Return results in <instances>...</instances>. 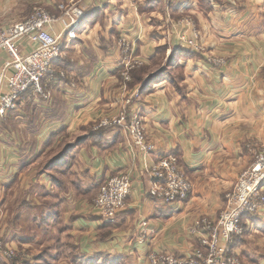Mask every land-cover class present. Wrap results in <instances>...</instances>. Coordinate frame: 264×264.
I'll list each match as a JSON object with an SVG mask.
<instances>
[{
  "label": "crops",
  "instance_id": "0c3cea01",
  "mask_svg": "<svg viewBox=\"0 0 264 264\" xmlns=\"http://www.w3.org/2000/svg\"><path fill=\"white\" fill-rule=\"evenodd\" d=\"M146 1L0 0L3 26L43 9L57 19L53 30L60 34L67 5L84 14L64 34L54 65L66 77L43 83L49 99L29 94L0 118V232L9 247L27 255L16 261L0 256V264H149L152 253L188 257L198 246L189 229L204 217L218 220L253 163L255 145L264 144V0H164L163 44L157 25L149 23L156 16L141 9ZM172 8L192 14L172 16ZM187 17L196 23L200 54L180 42L192 39L191 26L181 23ZM121 36L144 61L130 81L123 77ZM23 48L30 52L33 45L25 41ZM158 50L166 54L162 64L155 63ZM212 56L226 66H212ZM7 59L0 54V71ZM136 92L139 98L128 105ZM122 112L142 119L151 154L131 148L121 129L97 128ZM169 156L178 158L193 190L186 201L164 205L150 196L149 171ZM124 174L133 183L126 208L116 224L103 223L94 209L99 189ZM245 222L251 231V218ZM245 235L232 248L240 258H259Z\"/></svg>",
  "mask_w": 264,
  "mask_h": 264
},
{
  "label": "built area",
  "instance_id": "2783aa9c",
  "mask_svg": "<svg viewBox=\"0 0 264 264\" xmlns=\"http://www.w3.org/2000/svg\"><path fill=\"white\" fill-rule=\"evenodd\" d=\"M83 16L79 10L66 12L64 30L60 34L53 30L57 19L43 9H37L25 21L10 26L0 25V54L5 53L8 58L0 71V118L16 111L20 101L29 94L49 99L43 83L48 78H65L63 73L55 72L54 65L62 56L64 34L75 27ZM181 23L191 26L192 39L181 37L180 42L189 45L194 53L203 52L204 48L198 44L199 32L193 19L187 17ZM25 41L33 45L30 52L24 51ZM118 48L123 57V77L130 81V72L143 67L144 61L135 56L134 45L128 37L119 38ZM208 61L216 68L227 64L224 58L216 56L209 57ZM139 96L140 93L136 92L127 104L130 105ZM97 128L121 129L130 147L144 155L154 150L147 142L144 125L138 115L122 112L101 120ZM255 147L253 163L242 172L234 190L227 196L226 209L218 220L204 217L189 229L190 236L198 243L191 255L180 257L171 253H152L147 258L149 264H245L232 245L237 237L249 231L245 221L264 212V144ZM149 175L152 182L150 196L164 205L186 201L193 190L191 180L175 156L161 159L150 169ZM132 188L129 174L113 177L100 187L94 209L103 223H117ZM0 256L8 261L23 258L18 249L9 247L2 234Z\"/></svg>",
  "mask_w": 264,
  "mask_h": 264
},
{
  "label": "rangeland",
  "instance_id": "374dc122",
  "mask_svg": "<svg viewBox=\"0 0 264 264\" xmlns=\"http://www.w3.org/2000/svg\"><path fill=\"white\" fill-rule=\"evenodd\" d=\"M142 3H144V6H145V3H147V1L146 2H142ZM68 6L69 5H67L66 9L64 10L65 12L75 11L73 7H68ZM158 8H163V7H158ZM167 9L169 10V6L168 5H166V7H164L163 9H159V13H157V14H154V11H150L149 12V15H151V14L154 15L153 18L156 16L157 20H155V22L154 21L150 22V19H149V23H150V25H152V23L157 25V27H155V29H154V32H155V34H157V33L160 34V35L157 36L159 38L158 41H159L160 44L164 43L162 41L163 33L161 32V30H163L164 25H165V22L163 20H160V17L168 15L167 12L169 13V11ZM187 14L191 15L192 12H190V13L187 12L186 13L185 11H179V10L177 12H175V15L178 16V17H183V16H185ZM167 40H168V38H167ZM169 43L170 42L168 41L166 43V45H164V46L160 45L158 48L165 47V46H170ZM165 55L166 54H165L164 50H158L157 57L155 55V57H156L155 63L156 64H162L164 62ZM55 72L58 73L57 70ZM61 73H63L65 75V77H66L67 74H65L64 72H61ZM53 79H55V78H53ZM226 205H227V200H226ZM0 234H1V232H0ZM244 238H243L244 239L243 242L247 241V245L252 248V251L253 250L257 251L256 253H257V255H259V258L251 256V254H249V255H246L245 257H241V258H243V262L245 264H264V218H262L260 216L259 217H251V231L249 230V232L246 233ZM18 250L23 255V258L25 259L26 256H27L25 254V252L23 250H20V249H18ZM251 257L252 258H256L257 261H254L253 259L250 260Z\"/></svg>",
  "mask_w": 264,
  "mask_h": 264
},
{
  "label": "trees",
  "instance_id": "16d2710c",
  "mask_svg": "<svg viewBox=\"0 0 264 264\" xmlns=\"http://www.w3.org/2000/svg\"><path fill=\"white\" fill-rule=\"evenodd\" d=\"M158 7H163V8L166 7V5L164 3V0H148L147 1V5L141 7V9H142L143 13H145V12H148L149 13L150 11L163 9V8H158ZM175 12H177V8H172L171 9L172 16L175 15ZM167 47L168 46H165V48H167ZM165 48H163V49H165ZM170 61H172V59L169 60V62Z\"/></svg>",
  "mask_w": 264,
  "mask_h": 264
}]
</instances>
